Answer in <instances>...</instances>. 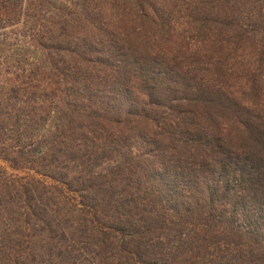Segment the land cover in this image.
Segmentation results:
<instances>
[{"label": "trees", "instance_id": "trees-1", "mask_svg": "<svg viewBox=\"0 0 264 264\" xmlns=\"http://www.w3.org/2000/svg\"><path fill=\"white\" fill-rule=\"evenodd\" d=\"M18 3L0 0V26L14 24L2 12ZM73 7L37 15L28 30L49 69L0 66V157L50 179L0 166V264H27L5 254L25 249L32 223L64 238L51 220L70 211L94 264H264V0ZM50 115L44 145L25 149ZM67 146L93 166L118 159L111 176L123 185L99 197L103 175L55 170ZM55 198L72 208L58 202L50 218Z\"/></svg>", "mask_w": 264, "mask_h": 264}, {"label": "rangeland", "instance_id": "rangeland-1", "mask_svg": "<svg viewBox=\"0 0 264 264\" xmlns=\"http://www.w3.org/2000/svg\"><path fill=\"white\" fill-rule=\"evenodd\" d=\"M37 1L38 0H19L16 7L12 8L10 4L8 5L9 9L2 12L8 15H15L17 20L14 21V24L10 22L3 25L1 24L0 26L1 67H4V65L10 62L13 64L17 62L18 66L36 64L45 65L47 69L50 68V64H48L42 52L29 44V40L26 38L28 30L34 25L35 18L54 13L57 8L66 7L68 11L64 12H71L75 15L77 12L73 6L76 0H41L43 3L40 4H37ZM10 75L11 73L8 77H10ZM43 120L44 121L41 120L37 122L26 135L27 138L31 137V139H34V142H25L23 144L25 149L36 150L42 147L44 145V140H42L44 134H46L48 130L53 131V117L50 115ZM61 149L62 151L59 152V156L52 166L55 170L61 169V171H64L68 176L78 177L81 180L83 178L85 182L93 177H97L99 174L104 176H100L96 179V183L100 182L101 186H92V195L100 197L107 189L111 188L117 190L123 185L124 179L121 176H117L116 178L111 176V170L114 168L118 159L108 160L98 166H93L82 153V150L75 149L71 146ZM0 166L11 176H25V179L34 177L36 179L45 180L46 182L50 181L48 177L43 176V174L35 173L32 169L14 168L1 157ZM110 178L111 181L109 180ZM58 202L68 207H71L70 205L72 204L71 199L68 201L67 199L55 198L54 201L48 204L45 210L50 218L58 215L56 209L61 207V204ZM75 209L76 208H73V210ZM57 221L60 222L57 228L65 232L64 238H44L47 231L37 228V226L32 223L28 226L29 234L25 236V249L22 251L20 250V252L10 250L5 254L6 258L9 260L10 258L24 260L27 264H94L96 256L92 252V246L87 244L85 249H82L81 246L84 242H87L86 233L81 232L82 230L80 229L77 231L74 229L76 223L75 212H68L67 221L60 219L51 220V226L56 227ZM1 227H3V225L0 223V228ZM80 240H83V242ZM45 247L51 248L47 250ZM31 251L34 253L30 254ZM18 254H20V256H18Z\"/></svg>", "mask_w": 264, "mask_h": 264}]
</instances>
